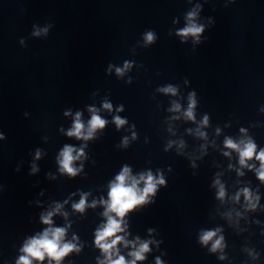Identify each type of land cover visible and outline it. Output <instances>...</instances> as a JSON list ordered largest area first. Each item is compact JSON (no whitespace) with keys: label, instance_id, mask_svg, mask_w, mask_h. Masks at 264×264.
I'll return each mask as SVG.
<instances>
[{"label":"clouds","instance_id":"clouds-1","mask_svg":"<svg viewBox=\"0 0 264 264\" xmlns=\"http://www.w3.org/2000/svg\"><path fill=\"white\" fill-rule=\"evenodd\" d=\"M191 16L192 14H190V19ZM202 31V26L198 27L196 24L192 23L189 27L183 29L179 34L182 36H187L189 34L197 36ZM146 39L151 42L153 40L152 34L148 33ZM117 71L119 72L120 70L118 69ZM164 91L172 92L173 94L175 93V90L172 88L165 89ZM193 106L194 104H190V108L187 113L190 118L192 116L191 108ZM105 107H110V105H105ZM115 122L117 123L118 127L125 123V121L121 120L119 117L116 118ZM104 124L105 121H103L99 116L93 115L92 120L90 121V129L94 130L97 127H103ZM82 128L83 125L79 122V114H77V122L74 125V131H70L68 135H75L79 138L81 135ZM91 135L92 132L90 130L88 133V137H90ZM88 137H85V139H87ZM225 143L226 147L239 150V146L234 144L231 140H226ZM255 147L256 146L253 143L249 142L244 146V149L240 151V163L242 165L245 164L246 159H251L253 157L255 153ZM72 153L73 149L71 147L66 146L63 152L61 153L63 159L60 161V163L63 170H65L70 175H75L76 170L71 165L73 160L78 157H74ZM80 155H82V152L80 153ZM256 159L261 161V171L258 173V176L261 180H264V151L257 155ZM128 173L129 169L125 168L121 172V174L116 177V183L111 185L109 192L110 202L108 204V210L105 212L106 216H108V212H115L117 216L122 218L125 213L131 210L134 206L145 202V199L149 194H154L157 184H164V180L162 178L154 181V178L152 177L151 173H149L146 179L143 176L140 178L145 183V187L141 193L137 189V184L139 183V181L133 180L131 186H126V180L129 179ZM244 191L245 193H247V190ZM223 195V189H221L220 196ZM84 205L85 199L82 197L80 203L78 205H74V207L78 210H82L84 208ZM51 215L52 213H49L48 217L44 218V223H51ZM119 231H122L120 222L116 219H113L111 216H108L107 224L103 227L102 230L97 232V245L105 253H108L110 249L114 248L115 245L122 240V237L117 236L116 239L112 240L110 244L105 243L104 241H106L107 238L114 236ZM63 235L64 230L60 228L52 230L51 238H49V232L45 231L41 238L31 240L29 244L25 246L23 251L26 252L28 256L38 260H43L45 254H47L49 257L58 261L61 257L69 253L74 247V245L71 244H65L62 248L60 247V240ZM214 235V232H206L201 237V240L202 242L207 243L209 240L212 239ZM219 244L220 241L217 240L216 243L213 245V249L215 250V248H217ZM148 250V244L145 243L141 245L139 251L132 253V255L135 257L136 260H142L144 259L142 253L147 252ZM28 256L21 257L18 264H31V261L28 259ZM109 261L110 264H126L123 257L112 261L109 256ZM132 264H135V261H133ZM157 264H160V262L157 261Z\"/></svg>","mask_w":264,"mask_h":264}]
</instances>
